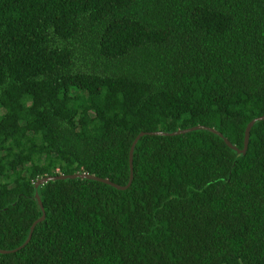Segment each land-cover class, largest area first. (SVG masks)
I'll use <instances>...</instances> for the list:
<instances>
[{
  "label": "trees",
  "instance_id": "1",
  "mask_svg": "<svg viewBox=\"0 0 264 264\" xmlns=\"http://www.w3.org/2000/svg\"><path fill=\"white\" fill-rule=\"evenodd\" d=\"M261 116L264 0H0V264H264Z\"/></svg>",
  "mask_w": 264,
  "mask_h": 264
},
{
  "label": "water",
  "instance_id": "2",
  "mask_svg": "<svg viewBox=\"0 0 264 264\" xmlns=\"http://www.w3.org/2000/svg\"><path fill=\"white\" fill-rule=\"evenodd\" d=\"M262 119H264V116H261V117H259V118L253 119V120H251V121L246 125V127H245V129H244V131H243V139H242V148H241V149H237V148H235V147L232 146L230 143H228L225 139H222V142L225 144V146H226L227 148H229L230 150H232V151L235 153V155H243V154L245 153V151H246V148H247V141H248V132H249V129L251 128V126H252L255 122H258V121H260V120H262ZM199 129H205V130H207V131H209V132H211V133H214V134H216L217 136L221 137L220 134L214 132L212 129H207V128L200 127V126H195V127H192V128H190V129H185V130H177V131H175V132H173V133H170V134H168V135H170V136H176V135L184 134V133L189 132V131L199 130ZM150 134H151V135H164V134H162V133H150ZM142 135H143V134L140 133V134H138V135L134 138V140L132 141V143H131V145H130V147H129V150H128L129 180H128L127 184L125 185V187H118V186H115V185L109 183V182L106 181V180L99 179V178H96V177H93V176H89V175H87V174H72V175H70V176H62V175H59V176H54V177H43V178L38 179V180L34 183L33 187H34V188H37L38 186H40V185H42V184H44V183H46L47 181H50V180H62V179H74V178H79V179H88V180H93V181L101 182V183H104V184H106V185L113 186V187L116 188V189H120V190H122V189L126 188V187L130 184V179H131V157H132V149H133V147H134V145H135L137 139H138L140 136H142ZM34 199L36 200V202H37V204H38V207H39V209H40V211H41L42 214H41L40 218H38L37 220H35V221L31 224L30 229H29V232H28V235H27V238H26V240L24 241V243H23L20 247H18L17 249L12 250L11 252H15L16 250L22 248V247H23V246L29 241V238H30V235H31V232H32V229H33L34 225H35L36 223H38L40 220L43 219V216H44V215H43V211H42V206H41V204H40V202H39V199H38V197H37L36 194H34ZM5 253H9V252H7V251H0V254H5Z\"/></svg>",
  "mask_w": 264,
  "mask_h": 264
}]
</instances>
